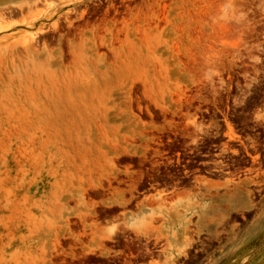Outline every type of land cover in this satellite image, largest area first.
I'll list each match as a JSON object with an SVG mask.
<instances>
[{
	"label": "rangeland",
	"instance_id": "rangeland-1",
	"mask_svg": "<svg viewBox=\"0 0 264 264\" xmlns=\"http://www.w3.org/2000/svg\"><path fill=\"white\" fill-rule=\"evenodd\" d=\"M27 2L0 0V27L44 11L0 32V264L54 263L70 216L160 120L188 121L196 143L220 114L255 129L256 170L192 193L224 206L192 203L180 225L187 242L225 238L204 264L227 251L239 259L224 264H264V0H125L94 15Z\"/></svg>",
	"mask_w": 264,
	"mask_h": 264
},
{
	"label": "flooded vegetation",
	"instance_id": "flooded-vegetation-1",
	"mask_svg": "<svg viewBox=\"0 0 264 264\" xmlns=\"http://www.w3.org/2000/svg\"><path fill=\"white\" fill-rule=\"evenodd\" d=\"M42 1H63L68 13L94 15L118 13L125 0ZM220 115L203 121L196 143L188 121L160 120L157 126L167 128L150 137L147 151L122 157L117 175L100 188L102 198L85 200L87 214L75 208L70 235L60 239L52 264H204L217 255L225 243L222 235L187 242V226L180 223L191 218L192 203L222 207L223 200L188 197L221 188L225 180L255 171L251 166L257 163L255 129Z\"/></svg>",
	"mask_w": 264,
	"mask_h": 264
},
{
	"label": "bare ground",
	"instance_id": "bare-ground-1",
	"mask_svg": "<svg viewBox=\"0 0 264 264\" xmlns=\"http://www.w3.org/2000/svg\"><path fill=\"white\" fill-rule=\"evenodd\" d=\"M36 1H37V3H39L40 2V0H29V2H27L26 3V5H27V7H29L31 4H37L36 3ZM50 5V4H49ZM49 5H48V7H49ZM18 11V10H17ZM17 11H11L10 13H17ZM22 13V12H21ZM1 14V13H0ZM2 15V14H1ZM23 16V15H22ZM24 17V16H23ZM44 17V11L41 9L39 12H36L34 15H30V16H26V18L24 17V19H21V20H18V21H14L13 23H10V24H8V25H5V26H2V27H0V32L1 31H5V30H8V29H10L11 27H13V26H16V25H21V26H26V27H33V25H34V23H35V21H37V20H39L40 18H43ZM54 26H56L55 24H54ZM42 30V29H41ZM41 30L39 29L38 31L41 33ZM36 34V33H35ZM34 34V35H35ZM30 36H32V35H30ZM32 37H34V36H32ZM27 39V38H26ZM29 39V38H28ZM1 41V40H0ZM20 41V40H19ZM32 41V40H31ZM21 42V41H20ZM19 42V43H20ZM14 44V43H13ZM2 46H4V45H2ZM7 46V45H6ZM5 46V47H6ZM25 46V45H24ZM1 47V46H0ZM23 47V46H22ZM27 47V46H26ZM3 48V47H2ZM24 48V47H23ZM16 49V48H15ZM21 50H22V48H21Z\"/></svg>",
	"mask_w": 264,
	"mask_h": 264
},
{
	"label": "crops",
	"instance_id": "crops-1",
	"mask_svg": "<svg viewBox=\"0 0 264 264\" xmlns=\"http://www.w3.org/2000/svg\"><path fill=\"white\" fill-rule=\"evenodd\" d=\"M222 200L224 202V199H222ZM239 245H241V244H239ZM236 255L232 251H227L225 256L222 253V254L218 255L216 259L220 261L218 264H224L223 261H225V260H233L235 257H238ZM237 259H239V257Z\"/></svg>",
	"mask_w": 264,
	"mask_h": 264
}]
</instances>
